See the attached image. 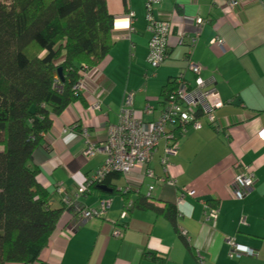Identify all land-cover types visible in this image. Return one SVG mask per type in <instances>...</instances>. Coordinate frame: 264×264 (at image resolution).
<instances>
[{"label": "crops", "instance_id": "0c3cea01", "mask_svg": "<svg viewBox=\"0 0 264 264\" xmlns=\"http://www.w3.org/2000/svg\"><path fill=\"white\" fill-rule=\"evenodd\" d=\"M146 1L105 0L114 18L111 50L85 80L84 105L70 106L55 120L49 147L33 153L39 185L57 206L82 190L104 158L84 156L86 145L74 131H86L93 145L104 144L129 94H134L135 118L151 124L160 115L165 86L180 78L193 84L188 60L200 67L202 82L213 83L223 105L213 112L216 127L201 118L200 130L182 135L168 158L167 174L161 142L149 164L111 183L115 195L93 190L78 200L81 210H96L107 201L101 217L84 222L66 208L33 264H264V143L257 138L264 129V0H161L153 18L170 23L173 36L167 59L155 71L147 64ZM197 19L206 24L198 28ZM180 34H198L195 47L178 46ZM145 108L152 109L151 116L142 113ZM240 169L256 179L242 201L233 186ZM127 192L132 198L124 204L121 196ZM137 194L176 209L189 251L164 219L148 211H124ZM207 202L217 208L215 223L205 222ZM114 231L121 234L118 240L112 239ZM226 239L253 256L230 258Z\"/></svg>", "mask_w": 264, "mask_h": 264}, {"label": "trees", "instance_id": "16d2710c", "mask_svg": "<svg viewBox=\"0 0 264 264\" xmlns=\"http://www.w3.org/2000/svg\"><path fill=\"white\" fill-rule=\"evenodd\" d=\"M114 34L105 0L0 1V264L39 262L66 210L39 185L40 171L32 156L38 148L49 147L55 120L70 106L84 105V92L74 88L108 56ZM176 81L161 90V106ZM180 138L179 132L174 134L175 146ZM120 178L110 173L99 185L87 182L82 197L97 186L111 188L113 196L117 191L111 183ZM121 198L128 204L132 194ZM206 205L216 208L211 202ZM124 211H148L164 219L189 251L172 205L158 206L137 194Z\"/></svg>", "mask_w": 264, "mask_h": 264}, {"label": "built area", "instance_id": "2783aa9c", "mask_svg": "<svg viewBox=\"0 0 264 264\" xmlns=\"http://www.w3.org/2000/svg\"><path fill=\"white\" fill-rule=\"evenodd\" d=\"M161 0L146 1V31L149 34L147 64L150 69L156 70L165 61L168 50L169 40L173 36V27L165 21H157L153 18L152 9L159 5ZM231 7L235 5L229 4ZM132 18V16H131ZM206 24L205 20L197 19L198 28ZM198 34L194 38H188L185 35L177 36V45L193 49L197 42ZM128 40V37L126 38ZM187 72L194 78L193 84H186L182 78L176 81L175 90L169 95L161 107V112L157 120L146 125L142 120L136 119L133 109L134 94L124 97L120 109L118 123L107 128L106 141L102 145H93L89 142V136L86 131L79 132L81 140L86 145L84 156L93 157L100 155L104 158L102 167L94 173L88 180V185H99L105 176L110 173L120 176H130L136 168L149 164L156 153L159 144L164 145L163 159L161 166L167 174L168 158L175 154L176 146L173 142V136L179 132L182 136L189 129L200 130L199 119L204 118L210 127L215 126L213 112L220 109L223 105L219 100L213 83L209 86L199 79L201 73L200 67L190 60L187 61ZM88 74L77 83L75 92L81 94L85 90V80ZM97 108V107H95ZM145 116L152 115V109L145 108L142 112ZM258 141L264 143V129L257 135ZM233 181L235 188V198L239 201L244 200L250 193L255 177L247 169H240ZM145 175L152 177V173ZM84 188L76 191L70 198H65L60 203L65 208L73 209L80 220L87 222L94 218L101 217L109 208L107 201H101L96 210H80L77 207L78 200L82 197ZM59 207V206H58ZM204 219L206 223H215L217 217V208H210L203 204ZM124 218V214L121 217ZM79 222H74L78 226ZM120 233L114 231L112 239L118 240ZM225 243L230 248V258L239 259L241 255L251 257L252 252L234 244L233 240L226 239Z\"/></svg>", "mask_w": 264, "mask_h": 264}, {"label": "water", "instance_id": "95a60500", "mask_svg": "<svg viewBox=\"0 0 264 264\" xmlns=\"http://www.w3.org/2000/svg\"><path fill=\"white\" fill-rule=\"evenodd\" d=\"M58 76L61 77V74H60V70L58 71ZM96 190L100 193H103V194H112V192L110 190H108L106 187L104 186H97ZM77 215V214H76Z\"/></svg>", "mask_w": 264, "mask_h": 264}, {"label": "rangeland", "instance_id": "374dc122", "mask_svg": "<svg viewBox=\"0 0 264 264\" xmlns=\"http://www.w3.org/2000/svg\"><path fill=\"white\" fill-rule=\"evenodd\" d=\"M0 1H4V0H0ZM157 70V69H156ZM155 71V70H154Z\"/></svg>", "mask_w": 264, "mask_h": 264}]
</instances>
